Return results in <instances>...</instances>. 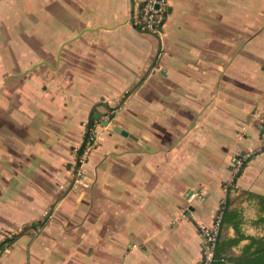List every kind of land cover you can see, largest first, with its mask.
I'll list each match as a JSON object with an SVG mask.
<instances>
[{
  "label": "crops",
  "instance_id": "0c3cea01",
  "mask_svg": "<svg viewBox=\"0 0 264 264\" xmlns=\"http://www.w3.org/2000/svg\"><path fill=\"white\" fill-rule=\"evenodd\" d=\"M141 1L0 0V264H200L226 197L224 254L264 234V0Z\"/></svg>",
  "mask_w": 264,
  "mask_h": 264
},
{
  "label": "built area",
  "instance_id": "2783aa9c",
  "mask_svg": "<svg viewBox=\"0 0 264 264\" xmlns=\"http://www.w3.org/2000/svg\"><path fill=\"white\" fill-rule=\"evenodd\" d=\"M170 0H143L141 1L137 9L133 14L134 24L142 30L146 31H155L159 33L162 29V26L166 20V17L170 11ZM261 131L259 135V143L261 146L264 145V111L261 116ZM93 135L91 139H88L85 143V146L78 155V161L81 163L86 159L88 151L96 145V131L95 127L92 128ZM248 155V154H247ZM247 155H240L235 157L233 160V174L236 173ZM218 214L215 215L211 225L199 224L197 227L198 234L202 239V264H208L212 259V247L214 245L217 233H218Z\"/></svg>",
  "mask_w": 264,
  "mask_h": 264
},
{
  "label": "trees",
  "instance_id": "16d2710c",
  "mask_svg": "<svg viewBox=\"0 0 264 264\" xmlns=\"http://www.w3.org/2000/svg\"><path fill=\"white\" fill-rule=\"evenodd\" d=\"M94 123H95V119L91 118L90 122L86 124L85 130L83 133V140L81 144L79 145V147L76 149L77 156L80 155V153L82 152L86 141L88 139H91V136L93 135L92 128L94 126ZM247 158L249 159V157ZM247 158L243 160L240 169L236 173L233 174V177L231 180L232 182L235 181L237 175L241 172L243 166L246 164V161L248 160ZM229 186L230 184L226 185L227 188ZM226 200H227V197L226 199L225 198L222 199L217 209L218 220H219L218 233H217L214 245L212 247V259L209 261L208 264H218L226 260H235V261H238L244 264H264V234L246 235V237L248 238V242H246L243 245L241 252L238 255H226L223 253L227 246L237 243L242 237L245 236V234L240 231V228L238 225L240 222V219H238L234 222V225H233L234 230H235V235L233 237L220 239V230H221L223 222L231 219L232 217L237 216L236 211L227 209ZM261 207L264 210V200H262ZM262 219L264 220V216L262 217Z\"/></svg>",
  "mask_w": 264,
  "mask_h": 264
},
{
  "label": "water",
  "instance_id": "95a60500",
  "mask_svg": "<svg viewBox=\"0 0 264 264\" xmlns=\"http://www.w3.org/2000/svg\"><path fill=\"white\" fill-rule=\"evenodd\" d=\"M133 14H134V7L132 8L131 21H132L133 25L136 26V25L134 24V22H133ZM136 27H137V26H136ZM144 31H146V30H144ZM151 32H155V31H151ZM155 33H157V32H155ZM92 115H93V117H95V118H97V119L100 118V116H101V114H100L98 111H94V112L92 113ZM102 123H103V124H107V123H108V120H107V119H102ZM112 130H113V131H116V132H119V133L122 134V135L130 136V137H132V138H134V139H137V136H136V135H134L132 132L128 131L127 129L121 127V126L118 125V124H114V125L112 126ZM189 207H190V208H193L192 205H189ZM218 264H244V263H241V262H238V261H235V260H226V261H223V262L218 263Z\"/></svg>",
  "mask_w": 264,
  "mask_h": 264
},
{
  "label": "rangeland",
  "instance_id": "374dc122",
  "mask_svg": "<svg viewBox=\"0 0 264 264\" xmlns=\"http://www.w3.org/2000/svg\"><path fill=\"white\" fill-rule=\"evenodd\" d=\"M15 2H17V0H15ZM15 2H14V4H15ZM97 123H98V122H97ZM94 127H95V126H94ZM94 146H95V145H94ZM94 146H93V147H94ZM93 147H92V148H93ZM199 236H200V235H199ZM200 238H201V237H200ZM201 240H202V239H201Z\"/></svg>",
  "mask_w": 264,
  "mask_h": 264
}]
</instances>
